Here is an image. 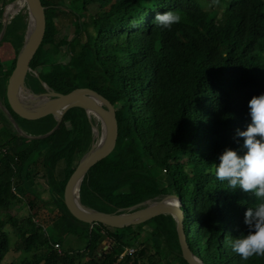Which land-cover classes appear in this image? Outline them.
I'll use <instances>...</instances> for the list:
<instances>
[{
	"label": "trees",
	"instance_id": "trees-1",
	"mask_svg": "<svg viewBox=\"0 0 264 264\" xmlns=\"http://www.w3.org/2000/svg\"><path fill=\"white\" fill-rule=\"evenodd\" d=\"M11 1L0 0V31ZM65 1L41 0L45 30L30 67L59 92L87 87L100 93L117 122L112 150L81 182V202L114 212L175 194L189 245L204 264H264V256L243 260L228 244L244 231L245 207H253L255 197L229 189L215 175L218 154L242 143L236 133L250 120L248 100L264 92V0ZM93 4L96 10L87 16ZM165 11L181 17L170 29L154 20ZM27 16L22 10L13 16L0 40V97L28 133L42 134L57 118L23 116L6 96ZM70 26L73 36L58 37ZM60 51L67 53L66 62L57 60ZM39 78L28 74L35 93L44 91ZM93 123L85 109L73 107L51 134L29 138L0 110V264H188L169 214L116 228L70 212L64 189L76 157L92 141ZM38 180L55 205L53 218L43 215L46 201L34 189ZM18 204L29 212L18 215ZM6 226L13 227L15 250L22 254L8 263ZM76 227L86 245L73 252L63 238ZM142 233L148 238L141 239Z\"/></svg>",
	"mask_w": 264,
	"mask_h": 264
},
{
	"label": "water",
	"instance_id": "water-1",
	"mask_svg": "<svg viewBox=\"0 0 264 264\" xmlns=\"http://www.w3.org/2000/svg\"><path fill=\"white\" fill-rule=\"evenodd\" d=\"M15 1L12 0L10 3ZM24 6L27 7L28 13L27 26L23 44L16 56L15 66L8 78L6 87L7 100L9 105L23 116L40 117L53 114L57 118V122L46 133L30 134L20 127L1 98L0 110L11 122L15 131L24 137L42 138L48 136L58 128L64 113L73 107L83 108L90 118L92 116L97 118L101 123V134L103 131L105 134L101 143L97 145H91L90 143L88 149L81 155L75 170L66 183L64 198L70 212L78 219L87 223L100 222L116 228L141 224L155 216L169 214L174 218L176 223V231L183 258L188 264H204L189 245L184 229V211L182 210L180 198L177 195L171 193L159 195L126 208H118L114 212L100 211L81 202L80 185L84 176L94 164L112 150L115 144L117 134L115 109L108 99L91 88L77 87L67 93L59 92L49 87L39 78L37 71L31 69L30 62L44 35L45 7L42 5L41 0H26ZM20 10L8 16L5 14V10L3 11V25L0 31V40L5 35L8 23ZM31 72L39 78L44 87V91L35 93L29 88L33 94L39 97L38 101L29 103L20 98L19 92L23 85H27L28 74H32ZM95 125V123L92 125V137L96 132ZM77 184H79L78 198L75 196V187Z\"/></svg>",
	"mask_w": 264,
	"mask_h": 264
},
{
	"label": "clouds",
	"instance_id": "clouds-1",
	"mask_svg": "<svg viewBox=\"0 0 264 264\" xmlns=\"http://www.w3.org/2000/svg\"><path fill=\"white\" fill-rule=\"evenodd\" d=\"M155 22L170 29L180 22L181 17L173 11L157 12ZM249 122L238 129L236 136L242 141L239 149L225 147L217 157L216 178L226 181L228 188L251 193L257 203L246 205L244 231L232 237L228 244L231 251L241 259L264 256V92L248 100Z\"/></svg>",
	"mask_w": 264,
	"mask_h": 264
},
{
	"label": "rangeland",
	"instance_id": "rangeland-1",
	"mask_svg": "<svg viewBox=\"0 0 264 264\" xmlns=\"http://www.w3.org/2000/svg\"><path fill=\"white\" fill-rule=\"evenodd\" d=\"M66 2L67 1L63 0V4H66ZM20 9L22 10L23 13H25V12L27 13V7L26 6H23ZM4 10H5V7H4ZM95 10H96V4H93V5L89 6V9H88V11L86 13L87 16H89L91 13L95 12ZM73 32H74V27L70 26L67 29L61 30L60 33H59V35H58V37H60L61 35H64V34L67 37H71V36H73ZM56 58H57L58 61L66 62L68 60V55L64 51H60L59 53L56 54ZM45 67H47V66H43V68H45ZM31 73L33 74V72H31ZM27 85L30 88V84H29V81L28 80H27ZM1 99H2V101L4 103H6L4 97H2ZM92 118H93L94 123L96 124L95 125L96 132L94 133V137H92L91 145H93L98 140V137L101 136V123L94 116H92ZM19 125H20V127L23 130L24 129L25 130L28 129L25 126L24 121H22V120H19ZM96 133L98 134V137L95 136ZM80 157L81 156H77L76 157V160L78 161L80 159ZM160 184L163 186L164 185V182L161 180L160 181ZM34 189H35V191L38 194L41 195V197L43 198V200L46 201V204H45V206L42 209L43 215L44 214L45 215L47 214V217L48 218L49 217H52L53 218L54 217V212H55L56 209H55L54 203L52 202L50 193H48V191L46 190L45 183H43L42 180H38L37 184L34 185ZM13 210L18 215H21V216H24L27 212H29L28 207L25 206V205H23V204H18L16 206H14L13 207ZM145 228H147V226H145ZM5 230L8 232V235H9V247H10V249H9V251L5 255V262L8 263L10 261L19 259L22 256V254H20L18 251L15 250L16 242L17 241H16V236H15V232L13 230V227L6 226L5 227ZM141 236H142L141 239L148 238V236H147L146 233H142ZM63 245H64V247L66 249H70L73 252L74 251H78V250H82L85 247V245H86V239L84 238V236L82 234V229L80 227H78V228L76 227V229L74 231H72L70 234H68L67 236H65L63 238Z\"/></svg>",
	"mask_w": 264,
	"mask_h": 264
},
{
	"label": "bare ground",
	"instance_id": "bare-ground-1",
	"mask_svg": "<svg viewBox=\"0 0 264 264\" xmlns=\"http://www.w3.org/2000/svg\"><path fill=\"white\" fill-rule=\"evenodd\" d=\"M26 4V0H16L15 2L9 3L6 8H5V14L8 15H13L15 12H17L20 8H22L24 5ZM29 89L28 85H23L22 88L20 89L19 92V96L23 101L29 102L31 103L32 101H38L39 97L37 96H29L26 94L25 90ZM31 91V90H30ZM96 137H98V134H95ZM104 131L101 134V136L98 137V140L96 141V143H94V145H97L99 143H101L104 139ZM94 137V135H93ZM78 187L79 184L76 185L75 187V196H78ZM78 198V197H77Z\"/></svg>",
	"mask_w": 264,
	"mask_h": 264
},
{
	"label": "built area",
	"instance_id": "built-area-1",
	"mask_svg": "<svg viewBox=\"0 0 264 264\" xmlns=\"http://www.w3.org/2000/svg\"><path fill=\"white\" fill-rule=\"evenodd\" d=\"M133 249H134L133 247L129 248V249H128V252L131 253V252L133 251ZM125 253H126V250L121 254V257H122V255L125 254Z\"/></svg>",
	"mask_w": 264,
	"mask_h": 264
}]
</instances>
